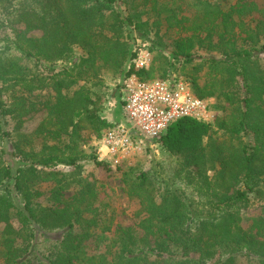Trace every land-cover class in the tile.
<instances>
[{
	"label": "trees",
	"instance_id": "1",
	"mask_svg": "<svg viewBox=\"0 0 264 264\" xmlns=\"http://www.w3.org/2000/svg\"><path fill=\"white\" fill-rule=\"evenodd\" d=\"M113 2L0 0V30L8 29L14 37L0 39V109L6 105L4 92H21L10 105L13 130L6 131L7 123L0 118V199L6 201L4 206L0 203V213L19 224L13 235L0 232V264H10L15 254L14 264H209L206 256L215 253L220 255L218 264H243L242 257L249 260L244 264H264V119L258 116L264 111V8L259 9L253 0H128L127 14L122 16L104 9ZM254 12L259 18L248 19ZM173 13L188 15L186 40L197 44L198 50L218 53L243 76L250 91L240 99L236 87L226 88L220 80L209 79L201 92L189 81L198 97L219 98L220 116L216 127L191 118L172 123L155 141L154 150L166 158L163 167L129 178L126 174L123 182L128 195L137 199L149 218V229L139 226L127 232L115 226L109 231L106 206L93 209L84 193L73 195L70 202L76 212H91L98 218L96 245L102 249L85 260L86 247L73 224L54 209L41 208L25 180V167L17 166L14 158L19 159L17 164L29 162L44 169L75 165L80 158L77 146L92 141L94 126L102 133L113 123L102 117L88 119L83 105L58 114L54 100L67 99L70 87L77 83L83 82V87L103 83L106 67H112L119 79L113 92L116 99L131 75L144 81L171 77L166 57L165 67L151 63L148 70L136 71L124 31L150 32L160 48L166 47L163 40L175 27ZM31 32L40 34L30 36ZM104 53L110 54L106 60ZM77 61L73 73L71 64ZM205 64L209 74L220 75L215 60L197 66ZM31 107L47 108L69 132L72 126L70 153H64L60 142L45 138L41 151H33L31 142L40 131L25 133L19 127ZM218 131L222 134L215 136ZM206 139H210L207 146ZM218 178L220 193L210 197L206 211L194 212L198 204L209 200V188ZM177 179L192 187L191 197L184 198L182 206L172 201L170 186ZM16 198L25 202L19 206ZM233 208L255 212L246 228L234 224L224 234L219 220ZM37 227L60 234L44 261L35 262L31 245Z\"/></svg>",
	"mask_w": 264,
	"mask_h": 264
},
{
	"label": "rangeland",
	"instance_id": "2",
	"mask_svg": "<svg viewBox=\"0 0 264 264\" xmlns=\"http://www.w3.org/2000/svg\"><path fill=\"white\" fill-rule=\"evenodd\" d=\"M127 1L115 0V2L106 5L104 9L106 11H115L125 16L127 14L126 8H128ZM253 1L259 9L264 8V0ZM172 17L175 27L163 40V43L166 45L163 48H160L157 41H154L153 35L150 32L142 35L140 31H130V29L124 31L129 40L130 53L133 54L138 47L145 45L150 51L151 63L154 64V67H165L163 57H166L170 63V73L179 77L183 76L188 81L194 82L200 92L204 90L206 85H208L207 81L211 79L213 81L220 80L226 88L236 87L240 99L247 95L250 88L245 86L243 76L237 72L234 66L222 60L218 53L204 49L198 50L197 44L191 45L186 40L190 35V32L186 31L188 15L186 13H173ZM258 18L259 14L254 12L248 19ZM39 34V32H31L29 35L36 36ZM13 38V33L10 30H0V39H9L10 41ZM12 52L16 53V49L12 50ZM187 54L190 55L189 58H187L188 56L186 57ZM109 56L110 54L104 53L102 59L106 60ZM174 56H178V58ZM212 60H215L220 65V75H215V73L209 74L206 67L207 64L202 67L197 66L202 62L210 63ZM78 66V61L77 63L71 64V67H74L73 73L76 72L74 69H77ZM111 69L112 67H106L104 69V72L107 74L103 77V83L97 85L88 84L83 87V82H80L70 87V95L67 99L54 100V112L58 114L67 113L75 106L83 105L85 117L88 119L102 117L111 120L109 117L116 110L117 112L113 114L114 122L124 123L125 118L123 117L121 99L114 98L113 94L117 89L119 79ZM53 71H59V68H54ZM20 95V90L6 91L3 94L2 100L6 102V105L3 109H0V118L3 122L5 121L7 123L4 125L6 131L13 130L15 124L11 118L13 114L12 108L10 107L11 101L13 97ZM207 98L211 99L214 112V119L209 123L216 127V119L218 115L220 116V101L215 95L208 96ZM258 116L264 119V111H261ZM51 119L53 120L52 122ZM58 120L55 114L48 112L47 108L38 109L31 107L22 116L21 124L19 122L21 131L25 133L40 131L31 142V147L35 153L41 151L44 145L43 138L48 139L51 143V140L60 142V145L64 146V153H70L69 139L70 134L73 132L72 126L68 128L70 130L69 132L66 130L67 125L65 127ZM94 131L96 134L92 136V141L89 144L81 145L80 143L77 146L80 158L73 166L58 165L54 168L44 169L40 165H32L29 162L17 164L19 159L14 158V163L17 166L25 167V180L30 185V189L34 192V196L38 203H40L41 208L43 210L54 209L73 224V231L79 235V240L86 247L85 260L93 255H98L102 249L96 245L99 233L98 218L95 220L91 212H85L83 214L76 212L70 202L73 195H78L79 192L84 193L93 205V209L104 204L106 206L105 217L110 218V222L106 225V227H109V231H112L115 226H120L127 232L134 227L139 230V226L144 229H149V218L141 211L137 199L128 195L127 187L123 181L126 174L128 175L127 178H129L135 173L159 171L166 161L164 156L158 155L155 150L147 146H144L132 155L129 160L121 161L118 164L100 161L97 156V148L98 138L102 129L94 126ZM221 134L222 132L218 131L215 136H220ZM209 142L210 139H206L205 145L207 146ZM14 171L13 174H15ZM170 187L173 191L172 201L178 206L183 205L184 198L187 196L191 197V185H186L181 179L174 180ZM221 190L222 181L218 178L209 188V200L198 204L194 212L203 213L206 211L211 202L210 197H216ZM12 195L16 194L13 192ZM15 201L19 206L25 202L23 198H16ZM0 203L4 206L6 201L0 199ZM254 212L251 208L247 211L235 210L234 208L230 209L226 216L219 220V229L222 233L227 234L234 224L246 228L248 225L247 219ZM18 228L19 224L15 218L7 220L0 213V232L3 235H13L17 232ZM58 234L60 233L56 230L45 231V229L37 227L34 232L35 238L31 245L35 262L44 261L47 252L55 244V237ZM15 257L16 254L12 256L10 264H14ZM205 260L209 264H218L220 255L219 253L208 254ZM248 261L245 257L241 258L243 264Z\"/></svg>",
	"mask_w": 264,
	"mask_h": 264
},
{
	"label": "built area",
	"instance_id": "3",
	"mask_svg": "<svg viewBox=\"0 0 264 264\" xmlns=\"http://www.w3.org/2000/svg\"><path fill=\"white\" fill-rule=\"evenodd\" d=\"M151 61L145 45L138 47L130 59L133 68L140 72L148 70ZM118 98L125 122H115L103 131L97 148L98 160L111 164L129 160L144 146L156 149L155 141L180 119H214L211 99L198 97L189 81L174 74L148 81L131 75L122 84Z\"/></svg>",
	"mask_w": 264,
	"mask_h": 264
},
{
	"label": "crops",
	"instance_id": "4",
	"mask_svg": "<svg viewBox=\"0 0 264 264\" xmlns=\"http://www.w3.org/2000/svg\"><path fill=\"white\" fill-rule=\"evenodd\" d=\"M115 112H117V111L115 110ZM115 112H114V113H115ZM114 113H113V114H114ZM113 114H112V115H110V117H109V118H111V120L109 119V121H111L112 123H115V122H114V117H113L114 115H113ZM111 116H112V117H111Z\"/></svg>",
	"mask_w": 264,
	"mask_h": 264
}]
</instances>
